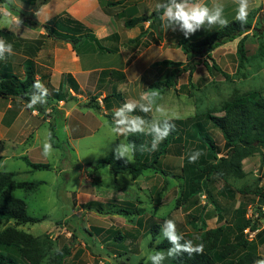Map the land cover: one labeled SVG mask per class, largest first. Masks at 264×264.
I'll return each instance as SVG.
<instances>
[{"label":"rangeland","instance_id":"rangeland-1","mask_svg":"<svg viewBox=\"0 0 264 264\" xmlns=\"http://www.w3.org/2000/svg\"><path fill=\"white\" fill-rule=\"evenodd\" d=\"M121 1L122 5L119 3L110 5L111 14L121 12L124 17L129 13L124 9H128V6L135 9V5L140 2L138 0ZM158 2L161 0H146L144 4L138 5L140 14L151 13ZM255 2L250 9L253 28L244 37L246 60L240 62L234 57L235 53L224 56L236 50V44L241 38L239 37L213 52V58L220 70L212 67L211 60H208L209 68L200 63L191 77L188 72H182L176 77L175 85L161 93L162 98L158 100L157 106L163 107L170 116L174 117L173 122L176 125L174 131L176 143L170 147L167 154L161 157L160 161V166L169 174L163 175L160 172L146 170L143 175L134 180L128 172L113 174L108 164H102L96 169L89 165L108 156L119 142L124 140V137L112 132L113 116L111 118L84 106L77 107L68 120L60 117L53 110L38 111V121L36 120V124L34 122L35 126L30 130L31 137L27 141L31 143L18 145L12 149L18 153L22 152L23 157L8 159L0 165V170L15 172L17 180L41 182L32 191L18 188L14 191V195L25 200L30 215L44 217V219L24 225H17L15 221H10L0 226V229L13 225L38 237L43 248L42 252L45 253L40 264H46L56 253L55 249H61L64 246L71 247V253L66 257L64 264H98L100 261L107 264H139L142 259L150 262L149 254L156 252V241L153 245H149L152 239V234L149 233L152 223L160 221L152 215L154 212L158 217L165 216L166 220H175L178 230L196 244L202 243L201 221L198 220L197 227H193L188 223L189 219L201 216L205 219L208 228H214L231 221L240 206H246L249 209L248 215L251 217V212L256 208L264 209V198L253 194L237 192L235 199L221 195L219 191L223 181L216 176L211 178L206 192L203 191L187 201L181 200V192L185 186L182 171L183 153H179L176 149L177 144L183 143L184 120L188 116L197 115L199 119L204 120L207 113L223 114V104L236 93L257 90L264 95V11L262 10L264 0H255ZM106 3L107 0H36L31 5L23 0H0V39L11 43L13 51L21 52L22 42L25 36H29L25 31L26 18L43 22L48 16L51 17L64 9L70 10L71 6L85 9L87 4L92 16L88 18V21H98L105 16L103 7ZM18 19L21 21L19 27ZM148 22L150 20L146 24ZM154 23L157 25L156 21ZM28 27L33 30V33L37 28H42ZM111 27L113 31H119L123 38H128L133 33L132 28L119 25L117 21L113 22ZM209 31L202 28L190 38H185L179 30L171 31L168 39L179 37V39L196 41L205 37L206 32ZM39 38L43 36L40 34ZM109 40L105 39L101 42L104 49L110 45ZM130 43L125 40L124 47ZM78 48L84 53L81 46ZM151 59L187 61L183 50L176 44L170 45V43H167L164 48L154 47L141 61ZM203 59L205 58L202 57L201 60ZM14 61L16 62L14 70L21 75L23 66L19 64L17 58H14ZM98 61L99 65H107L112 61H116L118 65L123 63L116 53L103 55ZM156 66L155 70L159 68V65ZM79 78L84 84L85 77L79 76ZM138 84L136 87H139ZM130 86H132L131 89L135 86L132 81L120 82L118 89L122 92L121 97H113V99L115 98L119 103L122 99L138 100L141 93L136 91L137 96L134 97L133 90H128ZM145 87L147 84L142 82L141 89ZM89 89L85 87L81 93L83 94L81 99L86 100L82 101L84 102L82 105H86L89 101L93 102L91 96L98 94V89H92V91ZM145 92L144 90L143 94ZM142 102L146 103V101ZM154 115L152 119L160 116L155 110ZM78 119L86 122V131L79 132V136L73 129L78 128L75 123L73 124V121ZM50 121L55 123L53 136H51ZM208 129L219 146L223 148L224 139L221 132L211 125ZM45 142H50L53 147L52 153L47 157L43 155ZM24 158L36 163H47L50 168L33 169ZM243 168L246 172L243 178L229 179V183L234 188L241 189L264 184V155L255 154L247 157L243 161ZM93 200L103 204V207L101 209L99 206H97L99 208L89 207L90 203L87 202ZM122 200L137 202L143 207L146 210L143 220L147 223H139L142 217H138L137 214L114 213L113 211L119 210V207H112L110 205L112 203L108 204V202L116 201L117 205L121 206ZM258 224L260 232L256 236L255 231L251 232L247 237L250 240V249L264 260V218L260 219ZM118 232L124 236L122 241L113 240ZM160 235L157 238L162 239ZM11 250L17 254L16 249Z\"/></svg>","mask_w":264,"mask_h":264},{"label":"trees","instance_id":"trees-1","mask_svg":"<svg viewBox=\"0 0 264 264\" xmlns=\"http://www.w3.org/2000/svg\"><path fill=\"white\" fill-rule=\"evenodd\" d=\"M121 2V0L116 2L110 1L105 10L111 12L110 5ZM262 10L264 11V6ZM115 15L118 18L123 16L119 13ZM145 20L158 22L157 32L158 36L161 37L162 24L160 14L154 10L146 17L132 16L127 18L123 20V24L126 27H133ZM26 23L28 26L42 27L47 37L62 39L70 43L73 49L78 52H80L78 46H81L86 51L97 48L102 51L114 52L118 48L115 45L114 50L110 48L104 49L101 44L103 40L99 39L90 27L68 12L56 14L44 23L34 18H26ZM252 28V17L249 15L248 23L243 27L234 18L229 21L228 27L211 31L199 40L189 41L185 38L180 39L177 45L185 53L187 61L164 59L156 62L157 64L166 66L167 72L157 80L149 83V87L159 89L170 88L175 85L176 77L182 72H188L191 77L198 64L203 63L204 66L209 68L210 64L208 60H211L212 67L220 70L212 56V52L217 47L234 41L239 37L241 38L237 43L234 57L243 62L247 58L244 37ZM145 33L146 31H142L137 38L131 41L139 40ZM108 39H110L111 43L117 44L119 35L118 33H113ZM202 57L205 59L201 60ZM24 67L23 78L15 73H0V96H19L29 102L30 97L28 94L33 90L31 86L35 80L39 79L36 78L33 60L27 59ZM121 75L123 78V74ZM71 89L76 94L83 93L77 80L70 73H67L64 75L58 88L48 89L50 95L47 97V104L44 106L38 105L39 111H46L48 107L54 110L55 103H58L60 100L74 99L76 96L72 94ZM100 94L92 95L91 100L93 102H87L86 106L98 110L100 107L98 100ZM112 97H121L114 88L102 100L106 102L108 98ZM222 110L223 114L220 115L207 113L204 120L199 119L197 115L187 117L184 120L183 143L176 145L177 151L183 153L182 171L184 172L183 185L185 186L181 192V200L187 201L203 191L206 192L213 176L223 181L219 193L224 197L235 199L237 192H240L264 198V184L237 189L229 183L230 178L240 179L245 176L246 172L243 168L244 159L255 154L264 155V95L257 90L236 93L223 104ZM133 114L150 120V116L139 112V109ZM107 116L112 118L113 115L107 114ZM50 123L51 136H53L55 123L53 121H50ZM210 125L221 132L224 139L223 148L219 146L209 132L208 126ZM151 139L150 136L143 134L128 137V140L137 146L135 162L132 164H126L123 159H115L113 151L108 156L89 165L96 169L102 164H108L113 174L118 175L119 173L128 172L134 180L143 175L146 170L160 172L163 175L169 174L160 166V161L161 157L167 154L170 147L176 143L174 142V131L161 142L157 151H142L140 145H146L148 148H151ZM197 150L201 151L202 155L195 163H190L189 156ZM26 161L33 169L50 168V165L47 163H36L28 159ZM16 175L15 172L0 170V226L10 221H15L17 225H24L27 223L33 224L44 219V217L30 215L25 200L14 195V191L18 188L32 191L41 182L17 180ZM120 202L122 203L121 206H118L116 201L108 202L112 207H119V210L113 211L114 213L137 214L139 217H142L141 219L139 218V223L146 222L143 220L146 210L138 205L137 202L129 200H122ZM87 203H90L89 207L91 208L99 206L101 209L103 207V204L95 200ZM248 212L249 209L246 206H240L231 221L214 228H208L205 219L201 216L189 219L188 223L193 227H197L196 222L198 220L201 221V229L203 231L202 244L204 245L203 254L195 255L192 258L184 254L175 259H166L164 264H255L256 261H260V256L250 249V240L247 236L254 231L256 232L255 236L260 232L258 230V221L264 218V209L256 208L254 212H257L258 216L254 217L249 216ZM152 215L160 221L152 223L149 232L152 234V239L149 242L150 246L157 240V236L161 232V226L166 220L165 216L158 217L155 215V212ZM123 237L118 232L113 240L122 241ZM185 239L187 238L185 237ZM168 247H170L169 243L164 240L156 244L155 249L156 251H165ZM11 249H16L18 255ZM60 250V252L53 254L46 264H64L66 257L71 253V247L64 246ZM42 251L40 239L33 234L18 229L13 225L0 229V264H40L45 256V253ZM139 264H151V262H145L142 259L139 261Z\"/></svg>","mask_w":264,"mask_h":264},{"label":"crops","instance_id":"crops-1","mask_svg":"<svg viewBox=\"0 0 264 264\" xmlns=\"http://www.w3.org/2000/svg\"><path fill=\"white\" fill-rule=\"evenodd\" d=\"M23 1L32 5L36 0ZM110 1L112 2V0H107L106 5L103 7V14L105 16H102L98 21H92V19H90L93 23L88 21V18H92V16L88 11L87 4L85 9H79L78 6H71L70 10L64 9L59 13L68 12L73 17L83 22L86 26L90 27L94 34L103 41L105 39H108L111 34L118 33V43H111V41L109 40L110 45L107 47L114 50L115 45H117L118 48L114 52L102 51L97 48L89 51L83 49L84 53L81 51L78 52L73 49L70 43L65 42L62 39L47 37L43 28H37V30H35V33H33V30H31L27 25L25 31L29 34V36H25L23 40L24 43L22 42V51H14V54L11 56H7L6 53V58L4 60H0V73H15L19 77L23 78L25 69L24 64L26 63L27 59H31L35 63L36 78L39 79L48 89L58 88L64 78V75L67 73H70L77 80L80 88L83 91L85 87L90 88V91H92V89H98L97 93H101L98 97L100 106L98 110L88 107L85 104L82 105L86 101L81 99V96L83 94H76L72 89V94L76 96L74 99L60 100L58 103H55V109L53 111L59 114L60 117L66 118L67 120L72 114H74V112L77 110V107L82 106L88 109H94L98 111V113L103 115H113L114 110L119 108L125 102V99H122L120 103L116 101L115 98L113 99V97L108 98L106 102H104L102 99L105 95L110 93L113 88L117 93L121 95L122 92L118 89V86L120 82L126 80H128L129 82L132 81L135 85L133 89H131L132 86H130V89H128L130 91L133 90L132 93H134V95L130 92L129 93L134 97L137 96L136 91H138V93L140 92V95H142L143 91H147L148 89L159 90V92L162 93L165 88H150L149 83L157 80L160 76L164 75L167 72L166 66L157 64L156 62L161 61L159 59H151L145 61H141V59L145 55H147V53L154 47L164 48L167 43H170V45H177L178 41L181 38L179 39V37H174L169 40L168 36L170 35L172 30H166L162 21V33L161 37H159L157 32L159 26L158 22L157 25L154 23L155 21L153 23L150 21L148 22V24H146L148 20H145L146 22L143 21L142 23H139L133 27H127L132 28L133 33L128 38H123L119 31H113V27H111L112 23L117 21V23L119 22V25H123L124 27H126L123 24V20L132 16H148L150 13L140 14V9L138 8V5L144 4L146 0H138L140 2L135 5V9H133L131 6H128V9H124V11L129 12H127L128 15H125L121 18H118L116 17V15L111 14V12L105 10L108 2ZM196 2L207 5L210 8L215 4H222L224 6V16L228 19V21L235 18L238 9V0H196ZM249 2L251 9L256 2L255 0H249ZM119 4L122 5L123 2ZM118 13L121 14V12ZM51 17L48 16V18L42 23L46 22ZM144 22L145 25L143 24ZM217 29H219V27L211 29L209 32ZM10 31L12 30L10 29ZM142 31H146V33L143 34V36L139 40L131 41L132 39L137 38ZM209 32H206V35ZM40 34L43 36V38H39ZM125 40L131 42L126 47H124ZM235 52L236 50L233 52H228L224 54V56L229 55V53L234 54ZM113 53H116L120 56V58L123 60L122 65H118L116 61H112L107 65H99L98 60L100 57L106 54ZM14 58H17L19 64H22L23 66L21 75L14 70L16 64ZM156 65H159V68L155 70V67H157ZM148 73L150 75H147ZM121 74H123V78ZM79 76L85 77L84 84L82 83ZM142 82L147 84V87H145L143 90L141 89ZM136 84H138L139 87H136ZM27 103L28 101L19 96H0V165L3 162H6L8 159L14 157L22 158V152L18 153L12 151V149L17 147L18 145L31 143L27 141L31 137L30 130L35 126L34 122L35 124L37 123L36 120L38 117L39 109L38 105H36L33 109L30 110L26 106ZM154 110L155 107L151 112L152 115H154ZM46 111L50 112L52 111V109L48 107ZM151 114H148L150 116V121L152 120ZM74 123L78 127L73 128L77 132V136L80 135L79 132L81 133L86 131V122L84 120H74L73 124Z\"/></svg>","mask_w":264,"mask_h":264},{"label":"clouds","instance_id":"clouds-1","mask_svg":"<svg viewBox=\"0 0 264 264\" xmlns=\"http://www.w3.org/2000/svg\"><path fill=\"white\" fill-rule=\"evenodd\" d=\"M154 11L160 14L166 30H179L185 38H190L200 29L211 30L214 28H226L229 21L224 16V6L215 4L211 8L207 5L196 2V0H161L155 5ZM250 15L249 0H238V9L235 20L239 22L241 27L248 23ZM21 21L18 19L17 25L20 26ZM7 56L14 54L13 45L0 39V60H4ZM32 91L29 95L27 108L33 109L36 105L44 106L47 104V97L50 95L48 88L40 81L35 80L32 84ZM159 90H149L140 96L138 100H126L119 108L114 110V126L112 132L115 135L124 137L114 150L115 159H123L126 164L135 162V152L137 146L128 140L131 135L143 134L150 136L151 148L146 145H140L142 151L155 152L159 145L173 131L176 125L173 122L174 117L170 116L163 107L157 106V101L161 99ZM142 101H147L143 103ZM160 114L159 117H153L151 121L146 120L143 116L133 115L137 109L139 112L149 114L153 111ZM53 151L52 144L45 142L43 144V155L49 156ZM202 152L197 150L189 156V162L195 163ZM161 238H157L156 243L159 244L166 240L170 247L165 251H156L149 254L148 260L151 264H164L166 259H175L184 254L189 258L195 255H202L204 245L202 243L194 244L192 240L185 239L184 235L178 230L177 223L173 219H167L161 226ZM59 248L55 252H60ZM255 264H264V260L256 261Z\"/></svg>","mask_w":264,"mask_h":264},{"label":"built area","instance_id":"built-area-1","mask_svg":"<svg viewBox=\"0 0 264 264\" xmlns=\"http://www.w3.org/2000/svg\"><path fill=\"white\" fill-rule=\"evenodd\" d=\"M251 215H252V217H254V216H258V213L252 211V212H251ZM246 231H248V229H246ZM98 264H107V263H106V262H102V261H100Z\"/></svg>","mask_w":264,"mask_h":264}]
</instances>
